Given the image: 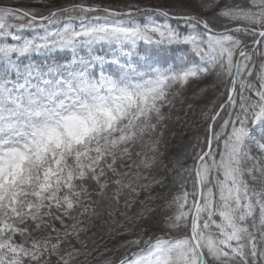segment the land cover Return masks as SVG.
Here are the masks:
<instances>
[{"label":"snow or ice","instance_id":"obj_1","mask_svg":"<svg viewBox=\"0 0 264 264\" xmlns=\"http://www.w3.org/2000/svg\"><path fill=\"white\" fill-rule=\"evenodd\" d=\"M202 7L215 10L226 31H214L209 19L159 8L117 11L81 3L45 15L0 0V264H90L95 248H88L81 217L126 216L139 202L137 218H146L153 209L139 201L141 192L166 179L151 173L161 164L159 129L170 119L163 109L181 96L171 90L213 74L224 100L193 145V165L181 169L187 178L169 204L177 211L163 220L168 234L145 239L141 229L119 246L125 252L118 261L102 264H264V0L222 6L211 0ZM101 11L106 15L89 17ZM139 12L203 31L181 34L169 24L109 19ZM25 30L43 34L25 38ZM141 43L148 46L145 63L153 47L173 45L189 46L197 62L145 71L135 59ZM97 46L110 52L97 55ZM42 51H69L72 66L17 63ZM97 65L99 75L92 70Z\"/></svg>","mask_w":264,"mask_h":264},{"label":"rangeland","instance_id":"obj_2","mask_svg":"<svg viewBox=\"0 0 264 264\" xmlns=\"http://www.w3.org/2000/svg\"><path fill=\"white\" fill-rule=\"evenodd\" d=\"M70 4H88V0H68ZM93 5L99 6V3H95L91 1ZM150 0L145 2H140L138 0H134L130 2L126 6V11L131 7L132 9L137 8H151ZM95 3V4H93ZM157 4H155L156 6ZM77 27L79 23L75 24ZM63 26V23L59 25L51 26V30L55 31L57 28ZM224 32V31H223ZM27 31L22 32V36L25 38H35L38 35H42V31L34 30V36H26ZM222 33V32H217ZM56 51L47 52L42 51L40 53H32L25 57H17V63L20 64L21 67L32 66L36 67L37 65L44 66L45 68L48 65H55L57 63L71 67L73 62V55L69 51H63L61 53H67L71 59L68 62H50V63H41L35 61V59H47L49 55L55 53ZM110 49L107 46H97L95 49V54L104 55L105 53H109ZM85 53L81 51V55ZM143 54L136 57V60L142 61V69L147 70L149 66L144 62L141 58ZM151 60V58H150ZM149 60V61H150ZM27 61V62H26ZM148 61V62H149ZM193 62H197V58ZM24 63V64H23ZM96 75L100 74L101 66H94L93 69ZM112 69H107V71H111ZM173 92L179 91L181 96L178 97L175 101L174 107H165L163 111L165 113L169 112L171 108L180 107L182 109V114L180 115V125L178 127L179 132L176 134V141L173 146V150L169 155L170 165L167 167V164L163 161L158 169V174H155L152 171L151 174L157 175L158 177H166L165 183L162 186H155L150 191H142L139 196V201H146L147 206L151 209L152 207H156V205H161L164 209L165 218L173 215L177 208L174 203L169 206L170 202L174 200V197L181 192L180 185L184 183V180L187 178V173H184L181 176V169L187 168L193 165L194 160L193 156L195 155V151L193 149V145L197 143V137H199V127L203 123H211L210 117L215 112V105L220 104L224 100V96L221 93L224 91V86L217 79L215 74L210 75L208 77L202 79H190L189 83L185 85L183 88H180L178 85L172 88ZM182 101V102H181ZM207 114L209 119H205L203 114ZM254 135L259 138L261 133L260 130L257 129L254 132ZM139 150V149H138ZM162 155L163 153L160 152ZM251 154L253 156H257L260 153L257 150V147L254 145L251 149ZM156 169V171H157ZM188 185V184H187ZM186 185V186H187ZM148 197H152V199H148ZM124 200L120 201L119 210L120 212L125 211ZM141 210V204L138 202L132 208L127 210L126 216L120 215L117 212L113 217H99L96 223L87 224L85 221L90 218L91 215L87 217H81L84 222L88 225L89 231L87 233L88 239V248L93 249V256L89 258L90 264H102L103 261L108 260L109 258H114L117 253L124 249L119 246L123 244L125 241L129 239H134L138 235L141 234L140 227L138 226L139 218H137V213ZM258 214V210H257ZM126 217H131L130 221ZM71 223V221H69ZM251 227V221L248 222ZM119 224H122L123 227H118ZM93 225V227H92ZM111 229V234L109 231ZM126 229H133L131 235H118L117 233H123ZM85 237L82 236V239ZM95 241V244H93ZM79 247V245H77ZM83 260V257L80 258Z\"/></svg>","mask_w":264,"mask_h":264},{"label":"trees","instance_id":"obj_3","mask_svg":"<svg viewBox=\"0 0 264 264\" xmlns=\"http://www.w3.org/2000/svg\"><path fill=\"white\" fill-rule=\"evenodd\" d=\"M99 3L100 8H110L115 9L117 11H126V6L133 2L134 0H88L89 6H91L92 2ZM145 2L147 0H138ZM3 3H15L21 7L29 8L37 13L41 14H48V11L51 8L55 7H64L72 5L69 3L68 0H2ZM231 3L232 0H221V6L223 3ZM237 2H240V0H237ZM93 3V4H95ZM151 4V9H165L172 13L174 16H180V15H195L199 16L201 18L209 19L212 22V27L214 31L216 32H223L226 31V27L224 22L214 16L215 10H205L202 7L203 3H211V0H150L149 2ZM155 4H157L155 6ZM93 6V5H92ZM136 9H133L135 11ZM93 15H99V16H105L106 13L103 11L98 13H89V17ZM111 20H119L124 19L128 20L131 19L135 21L136 23L140 24L141 26L145 25L149 22H154L156 24H169L173 28H176L181 34H188L193 31L201 32L203 31L202 26L194 29L188 28L185 26L183 21H177L173 17H164L161 15H157L154 12L153 13H143L139 12L137 15H134L131 18L128 17H109ZM63 23V22H61ZM79 23V21L74 22ZM56 26V25H55ZM229 28L235 27V25H228ZM28 33H26V36H34L33 31L34 30H25ZM236 35V33H233ZM243 39L246 40V42L251 45V37H243ZM147 45H144L141 43L138 46V52L140 54H143L144 49L147 48ZM155 55L151 57V60L146 63L149 65H154L156 69L158 70H164L165 68L172 67L173 65H180L182 61H187L189 63L193 62L195 60V56L191 54L190 48L187 45H173L170 49L165 48L163 50L157 49L153 47L151 49ZM71 59V57L67 53H61L59 51H56L55 53H52L49 55L47 59H35L36 62L39 64L41 63H50L53 61L56 62H68ZM27 62V61H26ZM24 64V63H23ZM140 64L142 65V61H140ZM152 69H145V71H151ZM219 106V104L215 105V110ZM182 109L180 107L171 108L169 112L165 113L166 115L170 116V119H167L164 124L165 126L161 127L159 129L160 132L163 133L161 137V143L159 145L160 152L163 154L161 155V163L164 161L167 164V167L170 165V159L169 155L173 150L174 143L176 141V134L179 132L178 127L180 125V115L182 114ZM221 116H224V113H221ZM222 121L218 118L217 122L215 124V127L219 128V124ZM209 123H203L199 127V138L200 140H203L206 136V129L208 127ZM138 150V149H137ZM155 174H158V169L153 170ZM191 183L189 182L186 186L189 190H191ZM123 201V198L121 199ZM153 211L148 213L146 218L140 219L137 222L138 226L141 229H146V231L143 233L144 238L147 239L149 236L155 237L156 235H167L168 230L164 228L163 220L165 219L164 215V209L161 205H156V207H152ZM107 212L105 211L102 217H106ZM108 216V215H107ZM101 217V216H100ZM99 217L90 216L88 220L85 222L87 224L96 223L98 221ZM218 219V217H217ZM93 227V225H92ZM172 237H177L180 235V233L173 232L170 234ZM131 251H136V249L133 247ZM125 249L120 250L117 255L113 258L114 260L118 261L119 258H121L124 255Z\"/></svg>","mask_w":264,"mask_h":264}]
</instances>
